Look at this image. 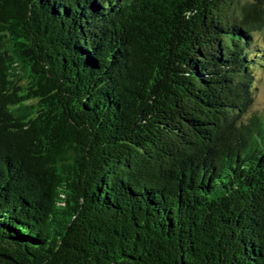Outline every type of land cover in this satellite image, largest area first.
Returning a JSON list of instances; mask_svg holds the SVG:
<instances>
[{
	"label": "trees",
	"instance_id": "1",
	"mask_svg": "<svg viewBox=\"0 0 264 264\" xmlns=\"http://www.w3.org/2000/svg\"><path fill=\"white\" fill-rule=\"evenodd\" d=\"M264 0H0V264H264Z\"/></svg>",
	"mask_w": 264,
	"mask_h": 264
},
{
	"label": "rangeland",
	"instance_id": "2",
	"mask_svg": "<svg viewBox=\"0 0 264 264\" xmlns=\"http://www.w3.org/2000/svg\"><path fill=\"white\" fill-rule=\"evenodd\" d=\"M257 43L264 49V30L258 31L256 33ZM257 76V92L255 97V102L253 105L254 111H262L264 109V70H258L256 72Z\"/></svg>",
	"mask_w": 264,
	"mask_h": 264
}]
</instances>
